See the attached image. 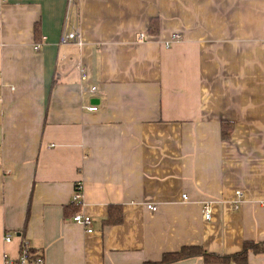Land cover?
Listing matches in <instances>:
<instances>
[{"label": "crops", "instance_id": "0c3cea01", "mask_svg": "<svg viewBox=\"0 0 264 264\" xmlns=\"http://www.w3.org/2000/svg\"><path fill=\"white\" fill-rule=\"evenodd\" d=\"M25 239L46 264L264 242V0H0V264Z\"/></svg>", "mask_w": 264, "mask_h": 264}, {"label": "built area", "instance_id": "2783aa9c", "mask_svg": "<svg viewBox=\"0 0 264 264\" xmlns=\"http://www.w3.org/2000/svg\"><path fill=\"white\" fill-rule=\"evenodd\" d=\"M75 4H76V0H68V8H71ZM144 37H145V33H140V38L143 39ZM181 38H182V35L180 33H177V32L172 33L170 38L164 42V46L166 48H169L172 45V43L180 40ZM60 43L81 44L82 39H81L80 31L78 29H73L71 31L69 30L64 31L60 37ZM35 49H39L38 44L35 45ZM82 78L84 80L87 78V73L85 71L82 73ZM95 89L96 87H92V90H95ZM97 109H98V106H95V105L90 106L88 108V110L90 111H95ZM183 196L187 197V195L185 194ZM237 196H238V200L236 201V208H238L239 203H240L239 198L242 197L241 191H237ZM81 199H82V187H81V184H77L74 195H73V201L74 203H78L81 201ZM146 206L147 208L153 211H156L158 208L156 204H151V203L147 204ZM202 210L204 213V218L207 220L211 219L212 201H205L202 205ZM72 219L74 222L87 227L88 233L94 232L92 228V217L90 215L77 213L73 215ZM12 240H13L12 236L9 234H7L4 237L5 243H9ZM3 255H4V264H46L43 254L32 251L30 242L27 239L22 241L20 245L19 253L17 255H12L8 251H5Z\"/></svg>", "mask_w": 264, "mask_h": 264}, {"label": "trees", "instance_id": "16d2710c", "mask_svg": "<svg viewBox=\"0 0 264 264\" xmlns=\"http://www.w3.org/2000/svg\"><path fill=\"white\" fill-rule=\"evenodd\" d=\"M152 34H156L159 31L158 17L152 18L150 21V30ZM232 133V123H224L222 136L224 139H228ZM113 207L111 206L110 213ZM121 215V214H120ZM264 252V242L259 241H245L240 251L232 254H218L210 252L199 245H185L178 251L167 252L164 254L160 261H147L143 264H167L192 257H202L206 263H246L249 260L250 253L259 254Z\"/></svg>", "mask_w": 264, "mask_h": 264}]
</instances>
